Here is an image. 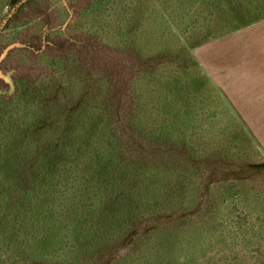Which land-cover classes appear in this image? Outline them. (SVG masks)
I'll return each instance as SVG.
<instances>
[{
  "label": "trees",
  "instance_id": "obj_1",
  "mask_svg": "<svg viewBox=\"0 0 264 264\" xmlns=\"http://www.w3.org/2000/svg\"><path fill=\"white\" fill-rule=\"evenodd\" d=\"M241 3L230 4L236 27L264 18L255 4ZM132 45L117 51L95 42L78 47L72 58L50 54L60 77L50 74L49 81L38 83L35 67L18 68L0 91V259L46 264L61 246L69 249L65 264H92L104 250L113 264L124 253L120 248L131 247L136 251L131 258L139 254L148 264L175 263L167 262V252L145 244L195 211L172 212L168 203L196 191L192 176L203 178L209 157L196 156L187 141L175 139L174 118L151 123L134 115L140 94L134 79L149 80L175 97L206 79L191 69L189 53L176 60L168 52L146 55ZM162 63L183 68L185 75L160 76ZM82 65L96 70L93 80L83 76ZM222 154L213 157L220 160ZM234 164L228 172L225 162L216 168L224 177L264 167ZM209 187L207 182L202 190Z\"/></svg>",
  "mask_w": 264,
  "mask_h": 264
},
{
  "label": "rangeland",
  "instance_id": "obj_2",
  "mask_svg": "<svg viewBox=\"0 0 264 264\" xmlns=\"http://www.w3.org/2000/svg\"><path fill=\"white\" fill-rule=\"evenodd\" d=\"M25 1L0 0V77L5 78H0V91L9 87L18 68L35 67L38 83L49 81L50 74L60 77V66L51 63V55L68 53L72 58L78 47L95 42L117 51L133 44L146 55L193 57L191 69L206 81L190 90L186 87L176 97L149 80L134 79L135 91L140 92L138 112L137 102L132 104L134 115L151 123L174 118L175 139L187 141L196 156L209 157L203 178L192 176L196 191L168 203L172 212L195 211L182 225L166 227L164 237L150 235L145 245L167 252V262L174 264H264V167H246L242 174L229 172L224 177L216 168L223 162L227 172L239 161L264 163V18L236 27L230 4L237 0H35L19 10ZM243 3L250 8L255 4L264 15V0ZM15 42L20 43L17 49L11 45ZM166 63L158 66L160 76L185 75L183 68ZM83 67V76L93 80L96 70ZM215 152H223L221 161L213 157ZM207 182L208 192L202 190ZM72 188L68 185L67 192ZM54 251L46 264L67 263L62 257L68 248L58 246ZM120 251L124 253L113 264L151 262L139 254L131 258L136 252L131 247ZM103 252L92 264L95 260L108 264L109 255ZM0 264L11 263L0 259Z\"/></svg>",
  "mask_w": 264,
  "mask_h": 264
},
{
  "label": "flooded vegetation",
  "instance_id": "obj_3",
  "mask_svg": "<svg viewBox=\"0 0 264 264\" xmlns=\"http://www.w3.org/2000/svg\"><path fill=\"white\" fill-rule=\"evenodd\" d=\"M29 2L31 3V0H26L25 2H23L22 5L19 7V10H20V9H23V8H25V7H27V6H31V5L35 2V0H33V3H31V4H30ZM15 17H16V13L13 14V16H12L11 18L14 19ZM11 18H10V19H11ZM10 19H8L7 23L9 22ZM16 49H17V48H16Z\"/></svg>",
  "mask_w": 264,
  "mask_h": 264
}]
</instances>
